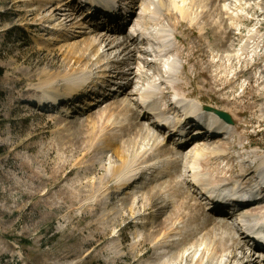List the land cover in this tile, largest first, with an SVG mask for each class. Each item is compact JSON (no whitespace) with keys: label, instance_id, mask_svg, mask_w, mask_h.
Returning a JSON list of instances; mask_svg holds the SVG:
<instances>
[{"label":"rangeland","instance_id":"1","mask_svg":"<svg viewBox=\"0 0 264 264\" xmlns=\"http://www.w3.org/2000/svg\"><path fill=\"white\" fill-rule=\"evenodd\" d=\"M39 1L45 3L44 9L36 10V17L28 16V10L40 6ZM111 1L121 9L123 21L132 15L127 11L134 0H102L100 3L104 5ZM139 6L140 1L135 7L136 14L143 13L145 21H149V11H142ZM244 12L231 33H227L222 25L214 27L212 22H205L206 34L203 37L187 22L181 21L179 28L183 33L179 45L186 59L185 69L177 77L179 93L189 94L197 103L228 113L245 146V149H240L237 136L230 140L233 148L231 157L238 149L247 156L253 151L264 154V72L260 73L264 70V14L256 16L253 10ZM52 13L66 23L64 30H73L75 37L64 39L50 29L43 30V26L27 24L31 17L35 20ZM86 13L87 8L80 7L78 0H34L30 4L24 0H0V264H155L153 244L145 241L146 234L155 226L156 213L149 209L152 206L149 200L151 193L162 190L167 199L165 202L177 203L178 198L173 197L172 192L180 189L195 198L190 200L191 208L194 202H200L195 189L186 181L202 178L201 175H193L200 168L193 169L190 165L198 143L194 141L183 150L189 160L181 157L179 171L168 163V160L173 162L178 151L168 141L166 146L174 155L166 158V169L161 167L138 174L141 177L120 190L115 187L117 180L106 182L103 179L106 174L104 166L119 165L123 158L136 161V151L144 146L142 140L136 144L125 143L127 135L119 132L121 145L127 148L124 155L116 157L113 152H105L96 158L94 148L98 145V138L95 134L88 136L86 133V125L93 122L95 130H99L96 122L99 115L108 111V106L121 108L131 104L141 112L135 106L137 96L133 91L137 84L126 85L125 79L113 80L114 63L106 64L108 70L99 73L93 62L94 56H90L89 65L95 79L94 94L89 93L71 104L62 103L55 112L40 111L32 105L35 95L54 91L45 88L40 82L43 77L38 75L41 71L56 70L62 65L65 52L59 53V47L64 46L62 48L65 49L74 42H99L106 21L98 14ZM74 15L83 23L78 26L73 20L75 28L73 24L69 25ZM91 21L102 24L94 28ZM123 21L119 26L125 31L122 35L134 33L132 23L123 24ZM226 23L231 25L228 21ZM238 29H241L239 35ZM250 30L256 32L254 42L258 47L249 48L239 59L235 53L241 52ZM49 37H57V41L51 40L47 45ZM120 50L121 47H115L112 55ZM133 54L138 55L136 51ZM153 64L151 62V66ZM130 67L137 69L134 64H121L119 69L125 73ZM140 68L147 69L142 63ZM178 71L181 72L180 67ZM133 80L137 81V78ZM63 83L58 81L55 84L61 88ZM125 89L127 92L130 90V94H124ZM167 91L172 92L171 88ZM168 96L167 101L170 102L172 95ZM114 118L112 121H118L121 116ZM127 121L128 124L132 122L129 113ZM141 121L154 133V127L147 121ZM161 132L162 136L165 135V131ZM236 157L224 161L218 170L227 168L232 176L239 175ZM93 191L96 195L101 192L110 194L109 199H104L105 210L108 209L109 213L106 221H93L90 208L81 202ZM130 206L133 208L131 213ZM112 208L120 209V215L113 214ZM170 212L172 207L166 208L158 220L164 223ZM224 221L231 219L225 217ZM176 225L181 226L179 222ZM232 233L237 241L243 242L238 234ZM248 248L247 243L241 254L237 252L246 256ZM157 252L156 255L163 253L162 250ZM176 252L177 249H173L169 254ZM167 257L160 260H168Z\"/></svg>","mask_w":264,"mask_h":264},{"label":"bare ground","instance_id":"2","mask_svg":"<svg viewBox=\"0 0 264 264\" xmlns=\"http://www.w3.org/2000/svg\"><path fill=\"white\" fill-rule=\"evenodd\" d=\"M24 1L30 4L34 0ZM101 1L102 0H94V2H91L90 0H79L80 7L87 8V15L90 14L95 16L98 14L106 21L102 26L103 33L99 36V42L97 41V44L85 41L74 42L68 47L65 46V49L62 48L64 46L59 47V53L63 54V52H65V54H63L64 58L62 65L56 70H48L47 72L45 70L41 71V75H38L43 77V80L40 81L41 84L45 88H52L51 90L54 91H50L51 94L42 92V95H35L33 97V102L37 103V110L45 112L46 109L52 110L58 102H60V106L62 103L71 104L70 102H75L74 100H78L80 97L93 93L95 79L92 77V68L89 65V63H91L89 62L90 56H94L93 62L97 65L95 67L96 70L99 68V73H104L108 70L105 67L107 66L106 64L114 63L113 69L115 72L112 73L111 77L113 80L119 81L125 79L127 81L126 85H130L132 82L137 84L138 87L135 88L133 92L136 91L134 95L137 96L135 99V106L140 108L141 112L135 110L130 106L131 104L126 103V105L123 107L121 106V108H111L108 106L106 108L109 109H106L108 111L106 113L104 112L105 115L104 113L101 115L98 114L99 117L96 122L99 126L98 131L95 130V122L86 125V133L88 136L95 134L98 138L96 142L98 145L96 144L97 146L94 148L96 158H98L99 155H103L105 152H113L116 157H122L124 155L127 148H125V145H121L120 140L122 139L118 136L119 132H121V134L123 133L124 136L127 135L124 141L127 144H136L142 140L141 142L144 146L136 151V161L134 158L131 161L130 159L128 161V158H123L119 165L104 166L106 174L103 179H106V182L117 180L115 187L116 189L118 187V190H120L121 188H126L131 182H135L138 177H141L138 176V174L146 173L148 170H158L161 167L166 169V158L169 155H174H171L170 148L166 146L169 140L165 135L162 136L163 132H161L166 128L161 126L160 123L162 122L159 123V121L163 118V116L161 117L160 115H170L169 109H172V105L171 102L167 101L168 95H172V98L176 99L180 108H183L184 105L193 101L189 94L179 93V83L177 82L179 81L177 80L178 74L183 73L186 63V59L184 60L182 54V48L179 45L183 37V33L179 30L181 21L187 22L189 26L196 27L199 35L202 37L206 34L205 22H212L214 27L222 25L224 26L223 28H226L227 33H231L233 26L241 19L242 13L245 15V10H253L254 13L257 14L256 16L264 14V0H134L127 11L128 13L132 12L131 17L133 18L128 20V24L132 23V28L134 29V33H131L129 36L122 35L125 31L119 28L123 21L121 9H119L117 5L111 4L113 3L112 1L104 5L100 3ZM139 1V8H141L142 11H149V21H145L142 16L143 13L136 14L135 7ZM39 2L40 6L38 8L28 10V16L35 15L36 17V10L44 9L45 3ZM174 16L176 17L174 18ZM59 19L60 18L55 17L52 13L48 16L41 15L35 20H32L31 17L30 21H27V24L30 26L35 24L43 26V30L50 29L54 34H57V36L65 37L64 39L75 37L71 32L73 30H64L66 23ZM73 20H75V24L78 26L83 24L80 22L82 19L80 18V20H78L77 15H74L69 20L71 21L69 25L73 24L72 27L74 28ZM227 21L230 22L231 25H227ZM240 30L241 29H238V35L241 33ZM255 34L256 32L249 31L240 49L241 52L239 54L237 52L235 53L237 58L240 59V56H242L245 51H248L249 48L258 47L254 42ZM51 40L57 41V37L47 38L46 44H51ZM137 41L139 42L137 43ZM148 43L155 46L154 49L157 53L160 43H163L164 47H166L163 54H155L157 60L152 66L151 61L147 59L143 60L141 56L145 54L142 45L145 46ZM115 47H121V50L118 54L112 55V51ZM133 51H136L138 55L135 56ZM171 57V68L173 67V69L164 71L165 69L163 70L162 66ZM141 63L144 67H147L146 70L140 68ZM74 64H78V67H74ZM121 64H134L137 66V69L130 67L128 72L124 73L119 69ZM159 65H161L162 69ZM179 67L181 68V72L178 71ZM148 71H151L152 74ZM109 72H112L111 69ZM263 72L264 71H261L260 73ZM153 76L156 77V79H153ZM134 77L137 78V81L133 80ZM58 81H64L61 88L56 87L57 84L55 83ZM169 88H171L172 92L167 91ZM104 89L106 90L107 87H104ZM129 92L131 91L129 90L127 92V89H125L123 93ZM96 96H98V94ZM150 98H152V100H150ZM199 104L202 108H207V111H220L216 107L202 103ZM127 113H129V120H132L130 124H128V121L125 122ZM120 116L121 118H119L118 121H112L115 119L114 117ZM140 120L147 121L150 126L154 127V133H151L148 128H145L144 123L142 121L140 122ZM82 124L83 123H81L80 126H82ZM132 130L136 131H134L133 137H131ZM189 135L190 134H187L184 140L190 139V137H188ZM236 136L239 139L240 149H245L242 142L243 139L237 134L236 126L222 120L211 129L203 128L201 134L195 137L194 141L198 143L195 146L193 157L191 156V158H195L193 160L190 158V165L193 169L196 167L200 168L195 171L193 175H201L202 178L199 180L189 179L186 181L197 190L201 196L207 195V187L209 185L214 188L222 187L230 191L250 187V196H255V188L251 186L258 178H264V154L253 151L252 154L247 156L243 151L238 149L235 153L237 157L235 154H233L232 157H236V160L239 161L240 174L232 176L231 171L227 168L218 170L224 161L231 160L230 151L233 148L230 140ZM137 137L140 138L139 141H136ZM146 139L148 140L147 142L145 141ZM190 142L192 143L193 139L189 140L187 143H183V140H181L183 144L179 147L171 144L172 147H175V149L177 148L178 151L175 153L176 158L173 162L168 160V163L172 164L170 166H173L177 171H179L181 167V157H185V159L189 158L185 156L187 154H183V150ZM204 153L207 154L208 157H203L205 155ZM200 157L203 158L201 159ZM169 194H171V192ZM172 194L173 197L178 198L177 203L165 202L167 199L165 197V192L162 190L151 193V195L149 194V200L152 205L149 209H151L150 211L152 213H156L154 215L155 226L154 230L146 234L145 241H150L153 244V258L155 259V264L249 263L251 257L246 260L247 255L240 256L237 251H240L241 254L243 247H245L247 243L249 244L252 238V231L259 228L264 229V200L254 199L241 206L237 211L232 210L228 206L215 207L212 212H216L218 216H225L231 219L226 225L215 221L210 215L211 212L207 211L202 203H200L201 201L194 202L192 204L194 209L191 208L190 200H195V198L189 193L178 189L174 190ZM98 196L100 198H98ZM109 196L110 194H105V192L96 195V191H93L90 195L84 197L83 200L81 199V202L88 205L90 208V215L93 221L102 222L103 220L106 221L108 218L107 216L109 213L108 209L105 210L106 202H104V199H109ZM169 207H172V212H170L169 216L164 220V223L159 221L158 219L160 216L164 214L166 208ZM111 210L113 214L120 215V209L112 208ZM199 210H201L200 214L198 213ZM132 211L133 208L130 206L129 212L131 213ZM133 218L134 217L131 216V219ZM176 222H179L181 226H175ZM224 222L227 223V221ZM195 226L197 229L194 230L193 227ZM231 230L238 234L239 238L243 240L242 243L237 241ZM177 237H179L178 241L176 240ZM173 249H177L178 252L173 255L169 254ZM133 250L134 247L132 246L131 251ZM159 250H162L163 253L161 255H156ZM163 257H167L168 260L161 261L160 259Z\"/></svg>","mask_w":264,"mask_h":264},{"label":"water","instance_id":"3","mask_svg":"<svg viewBox=\"0 0 264 264\" xmlns=\"http://www.w3.org/2000/svg\"><path fill=\"white\" fill-rule=\"evenodd\" d=\"M218 113H219V115L222 116L226 121L231 122L230 116H229L227 113H225V112H223V111H218Z\"/></svg>","mask_w":264,"mask_h":264},{"label":"trees","instance_id":"4","mask_svg":"<svg viewBox=\"0 0 264 264\" xmlns=\"http://www.w3.org/2000/svg\"><path fill=\"white\" fill-rule=\"evenodd\" d=\"M0 74H1V71H0ZM0 120H1V117H0Z\"/></svg>","mask_w":264,"mask_h":264}]
</instances>
